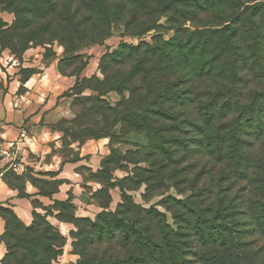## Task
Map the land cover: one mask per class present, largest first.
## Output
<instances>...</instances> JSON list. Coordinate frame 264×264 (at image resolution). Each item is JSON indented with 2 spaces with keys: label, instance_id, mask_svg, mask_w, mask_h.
<instances>
[{
  "label": "trees",
  "instance_id": "obj_1",
  "mask_svg": "<svg viewBox=\"0 0 264 264\" xmlns=\"http://www.w3.org/2000/svg\"><path fill=\"white\" fill-rule=\"evenodd\" d=\"M35 1L42 2L45 14L65 8L64 21L82 39L87 32L72 29V10L89 13V19L96 16L101 27L95 36L91 34L90 43L102 42L105 30L119 22L122 12L128 13L125 0ZM143 2L144 9L132 13L139 18L123 23L134 31L132 36L156 30L161 17L176 33L169 41L153 38V45L121 44L113 55H106L101 62L104 80L97 84L108 88L95 89L97 103H103L99 97L104 93L116 92L121 101L109 109L114 127L145 134L153 152L170 158L166 163L162 160L158 168L153 164L155 168L144 182L147 189L159 190L167 180L178 188L181 181L176 179L183 170L178 167L181 159L170 157L172 147L183 148L195 157L206 155L211 163L207 174L211 173L212 181L182 200L170 196L161 200V204L170 203L182 212L174 213L173 218L191 225V235L186 226L173 229L166 225L163 214L153 208L144 210L128 197L114 213L95 215L93 221L77 218L74 213L71 219L53 216L77 228L73 238L78 242L72 248L79 260L74 264H264V0H173L170 7L158 0ZM1 4L2 10L16 15L2 41L31 42L32 35L27 32L30 23L23 14L33 13V9H21L11 0H0ZM216 6L225 15L212 24L206 16ZM35 8L40 9L38 5ZM195 21L200 24L193 25ZM186 22L193 30L184 27ZM205 56L210 58L211 67L216 65L221 72L220 87L202 93L206 100L199 87L194 89V83L188 85L181 76L189 58ZM134 58L135 64L125 70ZM199 74L203 77L202 70ZM99 113L105 115V111ZM171 165L173 173L167 171ZM216 166L219 168L213 173ZM17 178L21 186L6 182L22 188L26 179ZM53 184L56 192L57 184ZM98 207L108 209L107 205ZM4 212L8 216L4 217L6 228L1 241L6 254L0 264H52L66 245L58 229L46 218L37 219L34 212L27 227L12 211ZM111 242L124 246L123 258L94 262L86 255L92 246Z\"/></svg>",
  "mask_w": 264,
  "mask_h": 264
},
{
  "label": "rangeland",
  "instance_id": "obj_2",
  "mask_svg": "<svg viewBox=\"0 0 264 264\" xmlns=\"http://www.w3.org/2000/svg\"><path fill=\"white\" fill-rule=\"evenodd\" d=\"M11 1L21 9H33V13L23 14V17L30 23L27 32L32 35L30 36L32 41L17 42L14 40L12 44L9 41H2L6 31H9L15 23L16 15L5 8L2 10L4 5L1 4L0 116H3V120H0V123L4 121L5 126L24 128L20 126L22 124L19 122L24 111L28 115L36 117V124L31 127L44 130L43 136L34 142L35 154H27L31 163L30 166H25L24 174L25 179L29 178L32 185L36 186L35 188H38L42 195L46 196L55 192V186L53 182H50L52 180L48 176L49 173H52L51 170L66 166L70 175H63V177L72 179L64 180L68 185L63 187L67 191L63 195L62 202L43 204L40 200H34L31 203L32 211L36 213L37 219L46 218L66 240V245L59 252L56 260L52 261V264H74L79 260V256L74 254L72 248V245H76L78 242L73 238L77 233V228L70 223V230L66 231L53 222L55 219L53 216L58 215L57 217L61 219H71V215L74 213L77 218L93 221L95 215L104 212L114 213L126 197L134 205H138L144 210L153 208L163 214L166 218V225L171 228L186 226L187 234H193L191 225L181 222L182 218H173L174 213L182 214V212L170 203L161 204V200L168 196L182 200L185 197H190L193 192L196 193L198 187L209 184V181H212L211 173L207 174L211 165L209 158L203 154L195 157L183 148L172 147L170 157L175 160L181 159L178 167L183 170V173L176 179L178 182L181 181L178 188L172 180H167L165 186L159 190L147 189L144 182L145 178L154 170L153 164L155 163L158 168L163 163L162 160L166 159V163L170 158L160 152H153L145 134L127 133L122 131L120 126L114 127L113 115L109 109L120 102L121 97L114 91H108L99 97L103 103L98 104V92L95 91L97 88L107 91L108 88L106 85L97 84V81L104 80L101 62L106 55H113L121 44L153 45V38L169 41L175 35L176 29H171V26L166 24L167 19L161 17L156 30L143 36H132L134 31L130 27L126 29L123 23L138 19L139 17L132 16V13L137 14L138 8L144 9L145 3L144 0H125L128 13L122 12L119 22L111 24L108 30H105L103 34L106 35V38L102 42L90 43L89 41H92L91 34L95 36L97 29L101 27L96 16L93 15L89 19V13L84 11L77 13L72 10L75 15L73 17L75 26L72 29L87 32V36L82 39L78 32L74 34L69 28V23L64 21L66 18L64 17L65 8L59 7L58 11L45 14L46 8L42 2L35 0ZM149 1L153 3V0ZM158 1L166 7H170L173 0ZM37 5L40 7L39 10L35 8ZM217 7L219 6L207 12L206 21L212 24L222 21V16L225 15L224 10H218ZM204 19L202 17V20ZM18 21L20 22V19ZM78 23L81 25L77 26ZM197 23L200 24V21H195L193 25ZM191 25L190 22H186L184 27H191ZM67 30H70L71 33ZM191 30H193L192 27ZM70 34L72 37L69 39ZM136 59L130 60L125 70L129 69L130 64H135ZM194 60L196 63L192 66ZM185 67L187 68L182 69L181 76L186 78L185 82L188 85L194 83L192 85L194 89L199 87L201 94L209 90L215 91L220 87L221 72L216 65L211 67L209 57H191ZM201 70L203 77L199 78ZM191 77H195L193 82ZM136 84L139 85L138 82ZM31 85L35 86L27 96L26 87ZM251 85L252 82L249 86ZM123 95L125 98L128 97L126 91ZM202 95L206 100L205 94ZM22 96L29 97V100L23 99ZM101 110L105 111V115L99 113ZM24 129L26 130V128ZM45 133L49 135H45ZM15 139L16 137L3 140V148L7 152L5 157L9 159L8 163L11 165V172L6 174V180L12 186H21L20 178H17L13 172V170L18 171V165H23L20 156H17L18 150L7 149V144ZM5 150L2 149V151ZM12 150L16 153L15 155H11ZM218 168L216 166L212 172L215 173ZM167 171L173 173L174 165H171ZM73 179L78 182L72 184ZM194 181H196L195 188L192 187ZM71 184L72 186H69ZM101 205H107L108 209L103 211L98 207ZM4 209L10 210L0 206V222L2 224L0 249L4 252L0 261L6 254V247L1 241L6 228L4 217L8 216ZM58 212L60 213L58 214ZM12 213L14 212L12 211ZM186 213L189 214V212ZM19 222L21 225L29 226L20 220ZM123 247L117 242L96 244L90 250L87 249L86 255H89L94 262L112 261L125 256ZM80 249L82 248L80 247Z\"/></svg>",
  "mask_w": 264,
  "mask_h": 264
},
{
  "label": "crops",
  "instance_id": "obj_3",
  "mask_svg": "<svg viewBox=\"0 0 264 264\" xmlns=\"http://www.w3.org/2000/svg\"><path fill=\"white\" fill-rule=\"evenodd\" d=\"M35 85H31L30 87H26V94L29 96L32 89ZM22 96V98H26L27 101L29 100V97ZM21 112V111H20ZM0 120H3V116H0ZM19 122L22 124L20 126H23L26 128V130L22 127H15V126H5L4 121L0 123V206L6 207L10 209L11 211L16 214L17 218L24 223L25 225H30L32 222V201L34 200H40L43 204L46 203H53V200L56 201H62L64 193H66V189H63V187H66V182L64 180H72L68 179L69 177H63V175H70L69 170L66 166L61 167V169L51 170L52 173H47L50 180V182H54L57 184V190L54 194H52V197L48 198L46 196H42L39 194L38 189H36L29 180H24L22 188L12 187L9 186L6 180L4 179V176L7 172H11V165L8 163L6 155V150L3 148L4 146V139H12L16 137V139L19 137V133H24L26 135L24 141L20 146L18 147L17 156H20L21 163L23 165H18L19 169L13 170V172L18 177H23L25 174V166H30V158H27V154H35L36 151H34L33 146L35 145L34 142L37 138L42 137L44 134V130L42 128H35L31 127L32 125L36 124V117L28 115L27 112H22V116H20ZM29 134H27V133ZM48 133H45L47 135ZM29 135V136H27ZM49 135V134H48ZM5 150V151H2ZM62 165V164H61ZM77 174V173H76ZM31 175V174H30ZM77 176V175H75ZM62 180V181H58ZM74 181H71L72 184L76 181V179H73ZM91 182V181H90ZM91 183H94L93 181ZM69 185V186H72ZM95 192V191H94ZM53 222L57 223L58 226L60 225L61 228H64L66 231L70 230L69 226L70 224L61 223L58 222L56 219H53ZM57 226V225H56ZM2 229V224L0 222V230ZM4 252L2 249H0V259L2 258Z\"/></svg>",
  "mask_w": 264,
  "mask_h": 264
},
{
  "label": "built area",
  "instance_id": "obj_4",
  "mask_svg": "<svg viewBox=\"0 0 264 264\" xmlns=\"http://www.w3.org/2000/svg\"><path fill=\"white\" fill-rule=\"evenodd\" d=\"M25 138V134L22 132L20 133L19 135V138L18 139H15L14 141L10 142L7 144V149L8 150H11V149H14V150H18V147L20 146V144L23 143L22 139ZM11 155H15L16 153L12 150L11 152Z\"/></svg>",
  "mask_w": 264,
  "mask_h": 264
}]
</instances>
